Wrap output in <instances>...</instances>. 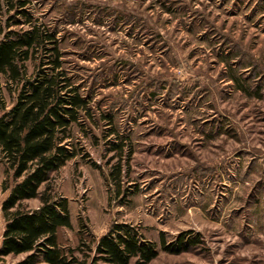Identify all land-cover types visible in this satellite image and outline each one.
<instances>
[{
	"label": "rangeland",
	"instance_id": "rangeland-1",
	"mask_svg": "<svg viewBox=\"0 0 264 264\" xmlns=\"http://www.w3.org/2000/svg\"><path fill=\"white\" fill-rule=\"evenodd\" d=\"M28 1L58 31L65 64L97 112L85 134L75 127L85 156L49 182L70 203L62 242L76 246L127 221L159 245L148 264H264V0ZM8 8L0 0V39ZM4 94L11 104L15 93ZM106 113L133 146L126 195L110 176L108 142L120 139L106 137ZM5 179L13 183L0 158ZM8 192L0 191V246ZM184 230L201 242L161 248L162 233L172 241Z\"/></svg>",
	"mask_w": 264,
	"mask_h": 264
},
{
	"label": "trees",
	"instance_id": "trees-1",
	"mask_svg": "<svg viewBox=\"0 0 264 264\" xmlns=\"http://www.w3.org/2000/svg\"><path fill=\"white\" fill-rule=\"evenodd\" d=\"M7 3L14 14L0 39V158L13 183L0 180V191H9L2 202L6 224L0 264H148L159 255V245L131 222H113L99 238L82 236L76 246L62 242L60 230L72 227L70 203L53 194L49 182L68 161L85 156L75 127L85 134L89 121L97 123V112L65 64L58 31L34 17L28 0ZM30 60L36 62L31 73ZM4 86L15 93L11 104ZM104 119L109 125L106 137L120 139L108 142L109 150L116 151L110 176L116 194L126 195L124 170L133 154L132 142L120 134L112 114H104ZM34 198L40 199L38 206L25 204ZM199 235L184 230L168 241L162 233L161 248L185 251L201 242ZM10 255L23 257L7 261Z\"/></svg>",
	"mask_w": 264,
	"mask_h": 264
}]
</instances>
